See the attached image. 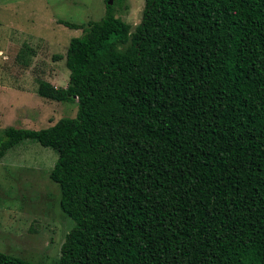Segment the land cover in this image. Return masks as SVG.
<instances>
[{
	"label": "trees",
	"instance_id": "trees-1",
	"mask_svg": "<svg viewBox=\"0 0 264 264\" xmlns=\"http://www.w3.org/2000/svg\"><path fill=\"white\" fill-rule=\"evenodd\" d=\"M108 1L58 20L82 31L68 84L36 90L75 117L0 138V161L26 140L57 153V264H264V0H145L133 32Z\"/></svg>",
	"mask_w": 264,
	"mask_h": 264
},
{
	"label": "rangeland",
	"instance_id": "rangeland-1",
	"mask_svg": "<svg viewBox=\"0 0 264 264\" xmlns=\"http://www.w3.org/2000/svg\"><path fill=\"white\" fill-rule=\"evenodd\" d=\"M112 5L111 12L133 32L145 0H114ZM105 14V0H0V138L8 127L41 130L75 117L76 101L42 99L36 90L41 84H68L67 47L82 31L58 20L86 24ZM56 159L54 150L26 140L0 161V252L57 264L74 221L61 211L59 188L48 177Z\"/></svg>",
	"mask_w": 264,
	"mask_h": 264
},
{
	"label": "water",
	"instance_id": "water-1",
	"mask_svg": "<svg viewBox=\"0 0 264 264\" xmlns=\"http://www.w3.org/2000/svg\"><path fill=\"white\" fill-rule=\"evenodd\" d=\"M112 5V2L111 1H108V6Z\"/></svg>",
	"mask_w": 264,
	"mask_h": 264
}]
</instances>
